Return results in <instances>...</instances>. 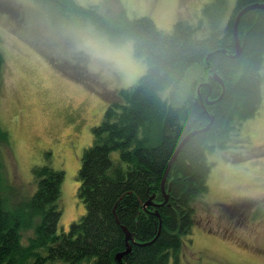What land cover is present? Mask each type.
<instances>
[{
    "label": "trees",
    "instance_id": "16d2710c",
    "mask_svg": "<svg viewBox=\"0 0 264 264\" xmlns=\"http://www.w3.org/2000/svg\"><path fill=\"white\" fill-rule=\"evenodd\" d=\"M40 1L89 19L113 40H133L135 54L148 68L134 86L119 90L93 128V142L84 149L78 172L86 211L68 231L58 230L63 170L36 166V189L20 200L0 193V264H169L172 258L178 264L185 237L203 224L195 203L210 190L209 155L227 148L264 102V7L242 15L238 35L243 51L232 57L238 13L264 0H237L232 12L228 0H213L204 4L198 24L179 19L171 31L147 15L130 20L77 0ZM4 65L0 49V80ZM195 66L202 75L177 104L174 97ZM215 72L225 84L223 95V86L211 77ZM169 87L170 97L163 96ZM210 123L185 143L163 184L182 140ZM8 139L0 121V143ZM3 183L0 178V192ZM128 243L131 250L119 261Z\"/></svg>",
    "mask_w": 264,
    "mask_h": 264
},
{
    "label": "rangeland",
    "instance_id": "374dc122",
    "mask_svg": "<svg viewBox=\"0 0 264 264\" xmlns=\"http://www.w3.org/2000/svg\"><path fill=\"white\" fill-rule=\"evenodd\" d=\"M211 1L77 0L98 5L107 15L119 12L130 20L150 16L165 31L179 19L198 24L204 4ZM228 3L232 12L237 0ZM83 29L107 38L120 55L102 61L77 51L73 36ZM0 49L5 57L0 121L9 133L8 141L0 143L5 185L0 193L7 200H20L36 189V166L63 170L58 230L68 231L86 211L78 172L84 149L93 142V128L119 90L134 86L146 73L147 63L135 54L133 40H113L89 19L40 0H0ZM200 75L195 66L174 97L177 104ZM172 90L162 95L170 97ZM209 161L210 190L195 203L203 224L185 237L178 264H264V102L242 123L231 144L210 154ZM10 185L12 192L6 189Z\"/></svg>",
    "mask_w": 264,
    "mask_h": 264
},
{
    "label": "clouds",
    "instance_id": "9594fccd",
    "mask_svg": "<svg viewBox=\"0 0 264 264\" xmlns=\"http://www.w3.org/2000/svg\"><path fill=\"white\" fill-rule=\"evenodd\" d=\"M77 51H82L93 60H113L120 55V50L107 38L96 34L92 29H83L73 36Z\"/></svg>",
    "mask_w": 264,
    "mask_h": 264
},
{
    "label": "water",
    "instance_id": "95a60500",
    "mask_svg": "<svg viewBox=\"0 0 264 264\" xmlns=\"http://www.w3.org/2000/svg\"><path fill=\"white\" fill-rule=\"evenodd\" d=\"M256 7H264V4L262 3H255V4H251V5H248L246 6L245 8H243L242 10H240V12L238 13L237 15V19H236V26H235V36H236V45H237V51L235 54L232 55V57H237L239 56L242 51H243V46H242V43H241V40L239 38V35H238V25H239V22H240V19L242 17V15L250 10V9H253V8H256ZM211 77H213L216 81H218L222 86H223V93L222 95L224 94L225 92V84L223 82V80L219 77V75L215 72L213 74H211ZM211 101L208 100V103H210ZM213 119V118H212ZM211 126V123L209 125H207L206 127L200 129V130H193L192 132H190L183 140L182 142L180 143V145L178 146L176 152L174 153L171 161L169 162L167 168H166V171H165V175H164V178H163V184H165L166 182V179H167V176H168V173L170 171V168L173 164V162L175 161V159L177 158L179 152L181 151V149L183 148V146L185 145V143L189 140L190 137H192L193 135H195L196 133L198 132H201V131H205L207 129H209ZM124 230L125 232L127 233V240L129 241L130 239H132V236L130 234V232L127 230L126 227H124ZM131 250V246L129 245L128 243V248L125 252L123 253H120L117 255V259L120 261L122 259V256L124 253L126 252H129Z\"/></svg>",
    "mask_w": 264,
    "mask_h": 264
}]
</instances>
